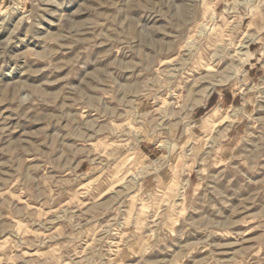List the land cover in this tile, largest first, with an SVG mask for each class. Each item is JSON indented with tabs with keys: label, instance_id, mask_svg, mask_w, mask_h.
<instances>
[{
	"label": "clouds",
	"instance_id": "9594fccd",
	"mask_svg": "<svg viewBox=\"0 0 264 264\" xmlns=\"http://www.w3.org/2000/svg\"><path fill=\"white\" fill-rule=\"evenodd\" d=\"M0 264H264V0H0Z\"/></svg>",
	"mask_w": 264,
	"mask_h": 264
}]
</instances>
